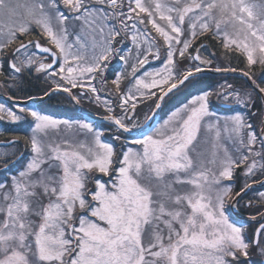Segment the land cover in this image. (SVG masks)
I'll use <instances>...</instances> for the list:
<instances>
[{"label": "snow or ice", "instance_id": "1", "mask_svg": "<svg viewBox=\"0 0 264 264\" xmlns=\"http://www.w3.org/2000/svg\"><path fill=\"white\" fill-rule=\"evenodd\" d=\"M202 37L218 43L227 66L214 64L215 52L202 58L203 43L190 52ZM0 56V77L8 73L0 87L51 79L44 96L62 91L77 105L85 97L100 103L93 81L107 85L117 60L111 84L123 113L103 102L113 137L106 142L83 119L0 104V120L31 118L26 151L0 153V264L264 258V192L244 201L264 185V0H0ZM233 57L242 68L231 66ZM150 58L162 67L141 72ZM205 71H239L244 82L191 95L149 131L133 122L138 100L160 109L158 101L195 86ZM213 96L233 114L212 110ZM20 139L8 144L15 149ZM237 170L243 183L234 190ZM242 209H254L247 221Z\"/></svg>", "mask_w": 264, "mask_h": 264}, {"label": "flooded vegetation", "instance_id": "2", "mask_svg": "<svg viewBox=\"0 0 264 264\" xmlns=\"http://www.w3.org/2000/svg\"><path fill=\"white\" fill-rule=\"evenodd\" d=\"M6 59H7L6 56L1 57V64H3L5 70L7 69V65L4 64V61ZM7 76H8V73L7 71H5V76L0 77V84L4 83V80L7 78ZM11 83H12L11 80H9V84ZM49 84H51L52 87H55V84L52 82L51 79L48 80V83H45L43 78L36 79L35 76H31V77H28L21 85L22 90L15 89V88L8 90L7 88L0 87V104H4L6 107L12 108L14 111H17L18 114H19V107L23 106V107L35 108L36 110L42 111L44 114L50 115L56 119H66L65 117L55 116V114L52 115L51 113H45L42 110V106H43L48 110L58 111L59 115L64 114L61 112H65L66 111L65 109L70 105V102L68 100L69 98L64 95H61V94L57 95L54 93L43 104H35V103L23 104V103H18V102L13 103V102L6 100L3 97V95H8L18 100H26L33 96H38V95L41 96L44 94V91L48 88ZM73 91L79 92L80 90L76 91V89H74ZM86 100H88L90 103L94 102V99H89L88 97H86ZM115 112H117V115H123L120 108L115 110ZM136 112L137 110H135V114ZM75 120L77 119L75 118L70 121H75ZM92 124L97 126V124L93 122ZM106 124L108 127H111L108 121L106 122ZM30 125H31L30 117L27 120H24L18 123L9 122L6 119L0 120V153L15 150L17 152V155H19L20 152L26 151L23 137L26 135H30ZM16 137H21V139L17 141L15 149H13L8 144V142L16 139ZM253 189H255L254 192H250L251 191L250 190L247 193V195L244 197V201H247L248 199H252L253 203H256L258 198H256L254 195H257L260 192H264V185L260 184L259 186H256ZM244 201H242V203ZM253 213H254V209H242L240 212V216L244 221H247L249 216ZM250 264H264V258H261L256 252H252L250 256Z\"/></svg>", "mask_w": 264, "mask_h": 264}, {"label": "rangeland", "instance_id": "3", "mask_svg": "<svg viewBox=\"0 0 264 264\" xmlns=\"http://www.w3.org/2000/svg\"><path fill=\"white\" fill-rule=\"evenodd\" d=\"M24 40H27L28 38H23ZM197 44H198V41L195 43V45L193 46L194 48L197 46ZM129 46H131V45H129ZM207 52H209V51H207ZM201 56L202 55H204L203 57H207L208 58V56H205V51H203V50H201ZM150 60H152L151 58H150ZM119 63V62H118ZM0 64H1V57H0ZM115 64H117V60H113L112 61V64L109 66V71L106 73V75H107V77H108V84H110V85H112L111 84V80H112V78L114 77L113 75H111V74H109L110 73V71H111V68H112V66L113 65H115ZM121 67H122V65H121ZM160 67H162V63H160V64H158L157 66H154V67H147L146 68V70L145 71H150V70H154V69H158V68H160ZM198 77H201V76H198ZM223 83H225V82H223ZM223 83H221V84H223ZM103 86V89L105 90V91H109L110 90V88H108L107 87V85H102ZM191 86V85H190ZM190 86L189 87H187V88H182L181 90H179V91H177V90H174V92L173 93H170V95H168V97L167 98H164V100H163V102H167V103H170L171 101H173V100H175V99H178V98H181L184 94H186L187 92H188V90H189V88H190ZM219 86V85H218ZM127 87H128V79H125L124 81H123V83H122V85H121V88H122V90H126L127 89ZM77 90H79V89H76V91ZM114 96H115V99H116V101H117V103H116V105H114V104H112L111 102H110V100L109 99H107V98H104V97H101V101H100V103L99 104H97V102L94 100V102L93 103H90L88 100H85V101H83V106H85V104L86 103H88L89 102V104H90V106H92V107H95V108H98L96 111H91L92 113H94V114H96V115H99V116H101V117H104L105 115H106V110H105V108H104V106H103V102L105 101V100H107V101H109L112 105H113V107L115 108V110H117L119 107H117V105L119 104V96H117V95H115V94H113ZM158 95H159V93H158ZM57 98V97H56ZM142 101H144V104H142L141 106H137V112H136V114H135V119H134V121L133 122H136V123H139V124H141L143 127H145V126H147V125H151L150 126V129L149 130H151V128H153V127H155V126H157L159 123H162V121H163V119H165L166 117H167V115H169L172 111H174L176 108H178V107H180V106H182V104L183 103H185V102H183V103H181L179 106H177L176 108H169V112L167 113V114H165L164 115V113H165V110L164 111H162V114H161V118H159V119H155V118H153V113H154V109H155V105H154V102H153V100H138L137 101V104L138 103H141ZM71 103V102H70ZM162 106V105H161ZM68 109H71V110H73L74 108H73V106L70 104L69 106H68ZM94 110V109H93ZM162 110V107L159 109V111H158V113H160V111ZM236 111H241V112H246L247 111V109H239V110H236ZM116 114H117V112H116ZM218 115H220V116H224V115H231V114H233L232 112H227V113H221V114H219V113H217ZM146 117H152V119L151 120H149V121H147V122H145V118ZM81 120V119H80ZM83 120H85V121H87V122H90V121H88V120H86V119H83ZM76 121V120H75ZM148 130V131H149ZM125 135V134H124ZM126 135H128L127 133H126ZM82 138V137H81ZM107 142V141H106ZM256 198H259V193L257 194V195H254ZM253 196V197H254Z\"/></svg>", "mask_w": 264, "mask_h": 264}, {"label": "trees", "instance_id": "4", "mask_svg": "<svg viewBox=\"0 0 264 264\" xmlns=\"http://www.w3.org/2000/svg\"><path fill=\"white\" fill-rule=\"evenodd\" d=\"M197 41H198V43L206 42L208 45V51L216 53L217 59L214 61V64H218L220 66H227L228 65V61L221 55L222 49L219 47L218 43L215 40H212V39L207 38V37H202ZM190 52H192V54H193L194 49H190ZM205 55L208 56V52ZM239 59H242V58H239ZM183 64H188V61H184ZM231 66L239 69V68L243 67V64L239 62L238 58L233 57L231 59ZM258 75H259V73H258ZM198 81L199 82L195 86H190L187 94H185L186 96L183 97L179 101V103L185 102L189 97H191V95H195L196 93H200L201 91H204V90L211 91V90L217 88L218 85H220L221 83H223L225 81H227L229 83H235L237 86H239L240 84H242L244 82V79L240 78V77L228 76V75H223V76L209 75V76L198 77ZM108 88H110V90L107 92V94L108 95H110V93L114 94L113 86H109ZM169 105L170 104H167V106H164L165 111L169 110V108H168ZM170 106H172V104ZM235 110H237V107H235ZM227 111H229V110H227ZM229 112H231V111H229ZM105 135L107 137L106 140H108L109 142H111V141L113 142L112 135H109L108 133H106ZM125 136H127V135H125ZM240 176H241V173L238 174V177H240ZM241 181H242V179H241Z\"/></svg>", "mask_w": 264, "mask_h": 264}, {"label": "water", "instance_id": "5", "mask_svg": "<svg viewBox=\"0 0 264 264\" xmlns=\"http://www.w3.org/2000/svg\"><path fill=\"white\" fill-rule=\"evenodd\" d=\"M196 54V53H195ZM204 73H208V74H216V75H224V74H227V75H235V76H241L242 77V75L239 73V71L238 72H236V73H217V72H214V71H205ZM56 92H62V91H56ZM64 93V92H63ZM67 94V93H66ZM47 96H42V97H40V98H33V100L34 101H41V100H44L45 98H46ZM5 98H7V99H9V100H12V99H10L9 97H5ZM14 101V100H13ZM27 102V101H26ZM29 102V101H28ZM161 105H162V103H163V101H158ZM77 105V104H76ZM80 109V108H79ZM158 111H159V109H155V111H154V113H155V115H153V118H156L157 117V114H158ZM83 113L84 114H86L87 116H90V117H92V118H95V119H97V120H100V121H105L104 120V117H100V116H96V115H93V114H91V113H88V112H85V111H83ZM149 127H147L145 130H147ZM128 134V133H127ZM131 134H137V131H133V133H131ZM260 183H256L255 185H259Z\"/></svg>", "mask_w": 264, "mask_h": 264}]
</instances>
